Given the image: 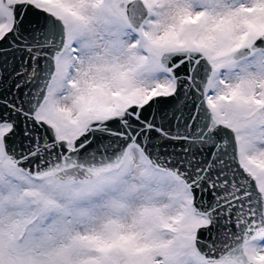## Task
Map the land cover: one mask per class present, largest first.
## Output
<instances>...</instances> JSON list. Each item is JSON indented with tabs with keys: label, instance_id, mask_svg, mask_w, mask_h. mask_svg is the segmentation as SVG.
Segmentation results:
<instances>
[{
	"label": "snow or ice",
	"instance_id": "1",
	"mask_svg": "<svg viewBox=\"0 0 264 264\" xmlns=\"http://www.w3.org/2000/svg\"><path fill=\"white\" fill-rule=\"evenodd\" d=\"M0 264H264V0H0Z\"/></svg>",
	"mask_w": 264,
	"mask_h": 264
}]
</instances>
